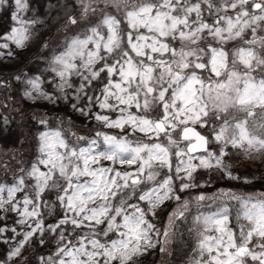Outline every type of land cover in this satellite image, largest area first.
<instances>
[{
    "label": "snow or ice",
    "instance_id": "1",
    "mask_svg": "<svg viewBox=\"0 0 264 264\" xmlns=\"http://www.w3.org/2000/svg\"><path fill=\"white\" fill-rule=\"evenodd\" d=\"M5 6L14 26L0 36V56H11L45 20L29 0ZM49 9L65 17L42 45L51 75L16 76L24 95L67 102L118 131L69 140L70 120H39L36 158L0 164L11 173L0 180V219L15 213L19 226L0 227L9 245L0 264H29V247L48 249L33 253L35 264H136L156 248L169 254L183 236L177 221L193 209L186 264H264V192L191 194L205 186L199 169L252 181L234 174L225 159L234 153L264 161V0H56Z\"/></svg>",
    "mask_w": 264,
    "mask_h": 264
},
{
    "label": "rangeland",
    "instance_id": "2",
    "mask_svg": "<svg viewBox=\"0 0 264 264\" xmlns=\"http://www.w3.org/2000/svg\"><path fill=\"white\" fill-rule=\"evenodd\" d=\"M61 3L64 0H60ZM30 7L36 9L45 23L38 25L36 36L28 47L17 49L13 47L14 54L11 56H0V164H10L14 168L21 166L27 167L38 155V134L44 130V126L39 120L48 121V127L56 128L61 120L71 121L70 128L67 123L63 125L65 135L69 140H74L71 135L76 132L79 135H94V129L103 131H118L102 128L95 119L81 116L78 112H73L67 102L59 101L50 103L44 99L32 100L24 95L26 85L15 79L16 76L23 74L40 75L44 73V78H50V73L45 72V64L42 57L49 54V49L42 47L45 41L54 43L53 37L57 36L59 26L64 22L62 12L57 14L55 9H49V5H54L56 0H29ZM11 8L5 6L0 9V36L14 26L11 20ZM31 16L32 13L27 14ZM47 91H52L47 84L44 85ZM98 111V109H93ZM113 117L115 114H112ZM7 121V122H5ZM215 147V145H213ZM15 157V159H13ZM233 165L234 174L240 176H254L250 182L235 181L227 179L223 173L217 169H199L197 180L201 185L198 189H192L191 194L205 193L211 195L221 189L233 190L236 192H264V161L260 159L250 160L243 155L233 154L225 158ZM19 161L20 163H17ZM198 163V161H194ZM0 180L11 181V173L5 176L3 169H0ZM189 193H183L186 197ZM175 208L174 202H166L158 213V219L154 221L159 227L167 223L169 214ZM214 209L204 208L202 211ZM2 215V213H0ZM195 215L193 209L188 216V222L177 221L178 226L183 232L182 237L169 246V254H162L159 248L150 250L137 258L136 264H161L162 259L167 260L168 264H186L193 247V238L187 229L191 227V217ZM17 217L15 213H8L5 219H0V227H17L15 224ZM54 217L46 216L45 222H53ZM12 236L11 231L4 234ZM9 245L0 243V260H3L8 252ZM47 248L29 247L25 252L29 264H35V256L46 252Z\"/></svg>",
    "mask_w": 264,
    "mask_h": 264
}]
</instances>
